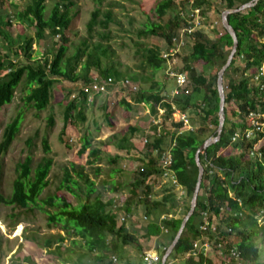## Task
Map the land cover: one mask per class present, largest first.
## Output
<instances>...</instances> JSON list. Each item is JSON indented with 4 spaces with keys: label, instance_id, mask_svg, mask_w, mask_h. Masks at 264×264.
Wrapping results in <instances>:
<instances>
[{
    "label": "trees",
    "instance_id": "trees-1",
    "mask_svg": "<svg viewBox=\"0 0 264 264\" xmlns=\"http://www.w3.org/2000/svg\"><path fill=\"white\" fill-rule=\"evenodd\" d=\"M93 1L100 5L104 0ZM220 1L224 2L226 9L236 8L249 0ZM6 2L7 0H0V107L12 101L14 92L23 78L28 84L25 100L37 111L48 106L55 82L58 80L72 83L81 81L87 85V89L80 90L79 96L67 101L63 111L61 139L68 123L73 120L84 121L86 119L84 111L89 96L88 87L95 82H103L107 77L118 80L124 78V75L104 68L100 57L103 50L99 46L90 49L87 38H84L70 55L67 54L68 44L71 41L67 32L73 23L71 9L76 0H55L48 15L45 14V0H30L25 8L17 10L12 17L18 22L27 21L29 26L34 29L35 35L24 37L16 51H13L15 42L5 30V27L11 25V16L8 12L12 5L11 2ZM195 3L202 8V13L207 19L213 9V3L210 0H195ZM154 12L158 18H162L166 14H170V16L163 25L153 22L141 33L147 36L159 34L169 42L181 24L176 0H155ZM218 13L220 14L221 10ZM112 21V10L103 11L97 6L91 11L86 22L88 36L92 35L97 27L106 29ZM228 21L236 32L238 46L231 64L223 75L226 105L223 130L220 139L211 144L205 152L200 153V162L204 167L200 185L201 193L197 196L193 214L187 221L172 252L166 258L165 264H214L210 258L211 255L208 256L202 252L196 255L188 254L193 240L199 235L203 212H207L209 218L215 216L217 222L229 225L227 227L230 230L227 231V227H225L221 229L222 231H232L237 235L234 241H227L225 239L227 234H221L220 237L221 232L210 236V246L214 241H217V238H221V243L224 242L220 264H237V260L240 261V264H264V260L259 259L258 247L252 239L253 233L240 228V226L246 227L248 223L257 225L259 219L264 221V144L259 148L261 152L259 159L251 155L253 146L258 140L264 139V132L257 133L254 138H244L247 128L245 118L248 112L251 110L264 112V93L252 81V76L264 61V42L262 41L264 38V0H259L254 6L243 11L229 14ZM218 22L221 23L220 16ZM219 26L220 31L213 38L206 35L203 30L194 33L191 52L181 57L180 70L186 72L189 81L179 95L171 101L165 100L159 84L151 85L149 89H139L133 92L135 103L143 102L149 105L152 112H155L159 107L170 119H172V107L174 106L186 114L187 111H194L204 124L209 121L208 127L202 126L182 133H178L177 130L181 123H174L176 128L170 134L151 136L144 146L147 162L145 159L142 161V171L140 166L135 170L130 183V193L125 197V200L124 198L122 200L121 209L127 213L126 215H135L136 205L139 204L147 216V221L142 220L146 223L142 228L141 238L145 240L158 236L168 238L162 253L171 243L183 218L175 216L176 209L183 206V215L189 209L197 178L195 151L206 138L216 133L219 101L216 89L217 72L226 62L232 45L230 35L222 25ZM54 37H58V43L54 49L49 50L52 51V56L47 54L44 60L39 62L32 56L34 52L32 44L35 41L54 39ZM13 55L17 58L16 61L13 60ZM20 57L24 58V62L19 63L20 59L18 58ZM33 58L34 61H32ZM143 58L145 63L154 70L167 67L166 61L159 55L158 46L146 48ZM195 64H200L202 69L200 72L194 69ZM94 69L97 70L96 77L91 72ZM128 94L131 99V92ZM196 96L199 97V100L196 99ZM130 99L128 101L126 98H121L118 104L127 110H132ZM229 104L234 107L232 112L237 117L236 119L230 118L228 114L227 105ZM111 116V112L105 115L109 124ZM53 122V117L49 116L48 126H52ZM20 123L21 116L17 115L5 125L0 141V154L9 148ZM211 124L214 126L210 128ZM136 130V127L129 126L127 132L118 139L117 148L127 151L134 150L132 135ZM235 132H239L243 138L233 141L232 136ZM81 141L79 154H83L90 148V155H98L99 151L92 147L91 137L84 135ZM42 147L44 155L34 167L31 166V156L29 155L16 164V177L12 182V191L7 196L1 191L2 163L0 162V205L29 208L37 206L40 200L42 205L56 207L57 211L48 214V222L60 223L61 229L66 232L72 230L75 235L80 236L83 241L82 247L85 248L78 259L70 262L69 254L64 256L60 253L65 237L59 234L55 238H46L42 246L49 249L54 243H58L51 252L59 254L58 257L64 263L95 264L100 262L107 264L110 261L108 253L113 252L116 255L126 245H133L140 250L142 245L139 236L129 230L125 222L120 220L117 210L111 208V201H103L100 195H96L93 199L88 197L94 192V183L84 174L82 168L76 170L75 165L71 164L73 171L87 187L86 194L88 196L84 201L80 200L79 204L74 206L68 199L56 194L39 199L43 189L49 185L47 177L53 165V158L48 154L50 147L46 139L42 141ZM167 148L170 149L172 156L171 169L184 190L185 202L182 205H179V200L176 199V195L171 189L172 186L166 189L168 192L160 199L152 198V181L157 175L161 178V170L158 161L156 162L153 157V151L159 153ZM235 149L239 151V154H232ZM77 185V180L66 169L62 183L57 189H65L79 197L73 190ZM169 201L170 205H167ZM161 215H166V218L161 219ZM243 216L246 218L244 221H242ZM260 229L264 230V225ZM214 238L215 240H213ZM231 250L236 251L238 259L232 256ZM87 256L89 258L85 260L84 258ZM12 264L22 263L17 261Z\"/></svg>",
    "mask_w": 264,
    "mask_h": 264
},
{
    "label": "rangeland",
    "instance_id": "rangeland-1",
    "mask_svg": "<svg viewBox=\"0 0 264 264\" xmlns=\"http://www.w3.org/2000/svg\"><path fill=\"white\" fill-rule=\"evenodd\" d=\"M210 1L213 3V9L200 30H203L210 38H213L220 31L219 25L221 23L218 22V19L221 13L219 14L218 11L221 10L222 12L225 8L224 2L220 0ZM9 2L12 4L10 5V12H8L11 16V25L5 27V30L15 42L13 51H16L21 40L24 37L34 36L35 31L29 26L27 21L18 22L12 17L17 10L25 8L30 0H7L6 3ZM54 2L55 0H45L46 15H48ZM97 6L103 11L112 10L113 21L108 24L106 29L97 27L92 35L88 36L86 22L90 17L91 11ZM154 8L155 0H104L100 5H97L93 0H76L75 5L71 9L73 23L67 32L71 37L67 54L70 55L74 48L84 38H87V44L90 49L99 46L103 50V54H100V57L104 68L123 74L124 78H128L137 84L138 90L149 89L151 85L159 84L161 94H163L165 100L171 101L173 98L170 97L169 93L174 86V80L167 78L166 66L162 67V69L154 70L145 63L143 58L146 48L158 46L159 51H161L166 45L165 38L159 34L147 36L141 33L153 22L163 25L170 16V14H166L162 18H158ZM57 43L58 37L35 41L32 44V50H34L32 56L42 62L47 54L50 57L52 56V51L49 50L51 48L54 49ZM191 46L189 44L185 50L184 47L182 48V56L191 52ZM182 56L172 62L178 70L182 66ZM12 58L15 61L17 60L14 55ZM18 59H20L19 63L24 62L23 57ZM32 61H34V58ZM194 69L197 72L202 70L200 64H195ZM91 72L93 76H97V70L94 69ZM86 86L81 81L72 83L66 80H58L52 88L48 106L41 111H37L25 100L28 84L23 78L14 92L12 101L0 107V141L5 125L17 115L21 116V123L15 138L7 151L0 154V162L2 163L1 191L5 196L12 191V182L16 177V164L29 155L31 156V166L34 167L44 155L42 141L46 139L50 147L48 154L53 158V165L47 177L49 185L43 189L39 199L56 194L65 197L74 206H77L80 200L84 201L88 196L86 194L87 187L71 168V164H74L76 170L82 168L84 174L94 183V192L88 196L90 199L100 195L103 200H113V207L116 204L119 206L123 198L125 200V194L129 195L130 193V183L133 180L135 170L139 168L144 159L147 162L143 140L147 137L149 127L152 128L149 130L150 132L155 130L163 135L170 134L176 128L174 123L178 122L170 119L163 109L158 107L155 112H152L149 105L143 102L135 103L133 99L134 93H131L130 99V94L126 90L120 89V87L115 91L109 89L108 92L103 93H97L94 87H88L89 96L84 111L86 119L84 121L73 120L68 123L60 139L64 107L68 100L79 96L80 90L87 89ZM156 88L158 87L156 86ZM121 98H126L128 101L129 99L131 100L132 110H127L124 106L118 104ZM196 99L199 100V97L196 96ZM227 107L230 118L234 117L236 119L237 117L232 112L233 105L229 104ZM110 112L112 116L109 124L105 115ZM187 114L189 122L194 129L202 126L208 127L209 121L204 124L200 116L194 111H187ZM173 115L177 119V115ZM49 116L53 117L52 126L47 124ZM153 120H155L154 123ZM129 126L137 128L132 135V143L135 149L131 151L119 149L116 146L118 139L127 132ZM213 126L211 124L210 128ZM84 135L92 138V147L99 151L98 155H90V148L83 154H79L78 151L82 144L81 139ZM262 144H264V139L260 142V145ZM238 152L235 149L232 154H239ZM153 157L157 162L159 156L156 151H153ZM66 169L78 182V185L73 190L79 197L72 195L65 189H57L62 183ZM167 188H170L168 182L157 175L152 181V198L160 199L168 192L166 191ZM171 189L177 196L176 190L173 187ZM181 191L183 193L178 199L179 205L185 202L183 188H181ZM200 193L201 190L198 194ZM167 205H170V201L167 202ZM55 211H57L56 207L42 205L40 200L37 206H30L29 208L1 204L0 264H12L17 261L22 264H69L62 262L58 257L59 254L51 252L58 243H54L49 249L42 246L46 238H55L59 234L65 237L64 242L61 244L60 253L64 254V256L69 254L70 262L78 259L80 254L85 251V248L82 247L83 241L72 230L66 232L61 229L60 223L48 222V214ZM135 211V218L126 215L127 213L124 211L122 213L125 216L123 222H125L129 230L139 236L142 245L141 249L138 250L133 245H126L116 255L110 252L108 253L110 261L107 264H145L142 253L146 250L156 249L160 256L163 254L162 250L166 246L168 238L163 236L153 237L148 240L141 238L142 228L146 223L141 218L144 212L139 204L136 205ZM182 213L183 206L182 208L180 206V208L176 209L175 216L183 217ZM245 219V216H243L242 221ZM263 225L264 221L259 219L257 220V225L248 223L246 227L240 226V228L253 233L252 239L258 247L260 260H264V230L260 229ZM227 226L229 225H224L218 221L219 231L212 232L210 229H199V234L208 236L209 241H211L210 236L221 232L220 237L221 234H227L225 236L227 241L236 240L235 237L237 235L235 232H224L221 230ZM220 239L217 238L216 240L220 242ZM217 241L212 244V249L210 247L211 251L209 249L206 252V255H211L210 258L214 264H220L223 257L222 244L224 246V242L223 240V243L220 242L221 248H219ZM88 258L89 256L84 259L87 260ZM95 264L104 263L96 262Z\"/></svg>",
    "mask_w": 264,
    "mask_h": 264
},
{
    "label": "built area",
    "instance_id": "built-area-1",
    "mask_svg": "<svg viewBox=\"0 0 264 264\" xmlns=\"http://www.w3.org/2000/svg\"><path fill=\"white\" fill-rule=\"evenodd\" d=\"M176 2L178 4V9L180 12L181 24L177 28L176 32L171 36L169 42H165V48L159 51L160 57L163 58L167 63V77L174 80V86L169 93L171 98H174L179 95L182 90L187 86L189 81L186 72L176 69V67L174 66L175 64L172 62L176 61L179 56L183 55L181 52L183 47L185 50V48L188 47L189 44H193L194 33L204 26L203 23L206 20L205 15H203L202 13V8L200 6H197L195 0H176ZM262 41L264 42V38H262ZM252 81L264 93V61L260 64L256 73L252 76ZM90 87H94L97 93L108 92L109 89L115 91L119 89L118 87L131 93L136 92L138 90L137 84H135L130 79L121 78L115 80L113 77H107L106 80L101 83L95 82L91 84ZM172 109V119L177 121L178 123H181V126L177 128L178 133H182L184 131H192L194 128L189 122L188 115L185 112H181L178 108H175L174 106L172 107ZM173 114L177 115V119L174 117ZM245 121L247 124V128L244 132V138H254L257 133L264 132V112H259V110H251L248 112ZM154 122L155 120H153V123ZM150 129L152 128L149 127V130ZM149 130L147 131V137H145L143 140L144 145L149 141V138L151 136L161 135L154 129L153 132H150ZM241 138L243 137L239 132H235V134L232 136L233 141ZM261 141V139L258 140V142L253 146V149L251 151V155L256 156L258 159L261 157V152L259 151ZM157 154L159 156L158 163L161 170L160 176L163 180H166L168 182L169 186H172L174 190H176V199H179L183 192L181 191L182 187L179 185L174 171L171 169L172 156L170 153V149H164ZM140 170H143L142 165H140ZM121 204L122 203H120L117 207H121ZM141 218L143 220H147V216L145 214ZM165 218L166 215L161 216V219ZM120 219L122 221L125 220V216H121ZM202 219L203 220L199 225L200 230L210 229L212 232L216 230L218 231V222L215 216L209 218L207 212H203ZM228 230H230V228H227V231ZM164 231L166 232V229H164ZM217 246L221 248V243L218 242ZM210 247L211 246L208 236L204 234H199V236L195 240H193L191 250L188 254L196 255L200 252L206 254ZM231 254L235 259H238L235 250H231ZM143 260L145 264H160L161 256L157 252L146 250L143 254ZM237 264H240L239 260H237Z\"/></svg>",
    "mask_w": 264,
    "mask_h": 264
},
{
    "label": "water",
    "instance_id": "water-1",
    "mask_svg": "<svg viewBox=\"0 0 264 264\" xmlns=\"http://www.w3.org/2000/svg\"><path fill=\"white\" fill-rule=\"evenodd\" d=\"M258 1L259 0H249L245 3L240 4L236 8H226L221 12V15H220L221 25L227 31V33L230 35L231 40H232V45H231L230 52L227 56L226 62L223 64V66L217 72L216 89H217L219 101H218V112H217L218 123H217L216 133H215V135H212V136L206 138L195 151L194 160H195V164L197 166V178H196L195 187H194L191 199H190L189 209L186 212V214L183 216L182 221L180 223V226H179L176 234L174 235L171 243L168 245L165 252L161 256L160 264H165L166 258L169 256V254L172 252L174 246L178 242V240H179V238H180V236H181V234L185 228V225H186L187 221L189 220V218L191 217V215L193 214L195 206L197 204V196H198V193L200 191V185H201V181H202V177H203V173H204V167H203L202 163L200 162V153L205 152L206 149L211 144L217 142L220 139V135H221V132L223 130V126H224V122H225V92H224V85H223V75H224L226 69L231 64V61L233 59L234 54L236 53L237 46H238V39L236 36V32H235L234 28L232 27V25L228 21V15L231 13L240 12V11H243L247 8H250V7L254 6Z\"/></svg>",
    "mask_w": 264,
    "mask_h": 264
},
{
    "label": "crops",
    "instance_id": "crops-1",
    "mask_svg": "<svg viewBox=\"0 0 264 264\" xmlns=\"http://www.w3.org/2000/svg\"><path fill=\"white\" fill-rule=\"evenodd\" d=\"M131 169H132V168H131ZM125 196H128V195L125 194ZM109 200H110V199H109ZM109 200H103V201H109ZM110 201H111V208H112V209H116L117 212L119 213L120 217H121V216H124V215L122 214V213H124V210L121 209V208H118V207H117V204L113 207V204H114V203H113V200H110ZM122 203H123V202H122ZM140 206H141V205H140ZM135 216H136V215H133V218H135ZM161 216H162V215H161ZM126 226H127V225H126ZM163 237H165V236H163ZM151 251H153V252H157L156 249H153V250H151ZM157 253H158V252H157Z\"/></svg>",
    "mask_w": 264,
    "mask_h": 264
}]
</instances>
